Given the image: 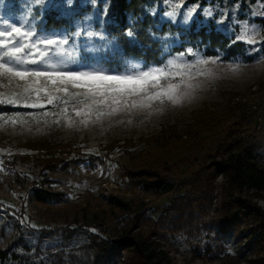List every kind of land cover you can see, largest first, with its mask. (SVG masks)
I'll list each match as a JSON object with an SVG mask.
<instances>
[{
	"label": "rangeland",
	"instance_id": "1",
	"mask_svg": "<svg viewBox=\"0 0 264 264\" xmlns=\"http://www.w3.org/2000/svg\"><path fill=\"white\" fill-rule=\"evenodd\" d=\"M176 2L183 7L175 18H170L165 13ZM51 5L64 9L69 4L66 0H45L43 5L35 6L31 0H3L0 20L18 23L27 16L37 31L69 35L81 31V64L111 72H124L132 64L156 65L123 57L114 41L96 26L98 17L94 13L76 20L73 30L39 26L38 15ZM190 8L194 11L186 18ZM154 12L184 26L193 21H212L234 40L244 26L262 31L254 44L239 40L245 44L243 55L232 60L216 56L219 60L211 66L217 69L216 77L203 80L193 99L177 106L166 103L159 108L119 111L110 117L82 122L72 110L82 105L70 106L57 117L51 114L55 109L50 106L0 104V116L20 114L24 118V122L18 119L0 127V152L15 155L12 167L30 169V162H34V170L44 179L37 184L29 176L0 178V250L8 249L36 264H78L81 257L87 263L94 239L101 241L104 237L114 244L126 232L146 238L156 251L162 252L163 264H259L263 254L254 239L260 236L264 241V232L248 215L240 218L235 230L223 231L220 227L225 177L214 164L230 153H240L264 168V0H159ZM84 31L102 33L104 39L88 40ZM93 48L100 50L92 51ZM193 52L209 58L200 51ZM185 59L191 61L194 57ZM230 64L243 67L234 74ZM22 87V81L9 85L0 80V93L5 97ZM33 112L38 119L27 115ZM45 112L49 113L47 117L41 115ZM204 117L207 126L201 133L203 145L191 147L185 132ZM173 131L176 136L169 140ZM177 138V142L173 141ZM40 141L67 144L71 153L54 151V156L62 159L63 155L64 161L45 169L41 161L46 158L47 148L37 146ZM143 166L157 168L171 179L175 190L156 194L144 190L136 177L126 175L130 167ZM210 170L212 181L207 187L210 179L204 175ZM203 177L204 188L193 186L186 191L187 197L183 196L190 181ZM34 188L39 189L44 202L35 198ZM252 193L250 190L246 195L264 212V194ZM114 199L127 211L114 205ZM136 261L133 252L125 251L113 264Z\"/></svg>",
	"mask_w": 264,
	"mask_h": 264
},
{
	"label": "trees",
	"instance_id": "2",
	"mask_svg": "<svg viewBox=\"0 0 264 264\" xmlns=\"http://www.w3.org/2000/svg\"><path fill=\"white\" fill-rule=\"evenodd\" d=\"M59 1L61 0H55V2ZM82 1L73 0L71 5L64 9L54 5L45 8L38 15L39 26L48 29L73 30L76 20L94 13L98 17L96 26L114 41L123 57L141 59L146 64L159 65L168 57L185 52L187 49L200 51L208 57L221 55L225 60L235 59L243 55L245 51V44L242 41L234 40L217 28L212 21L207 23L193 21L190 25L184 26L160 18L158 13L154 12V7L159 0H86L84 4ZM129 31L132 32L131 36L128 35ZM205 126H207L206 117L202 121H197L193 129L190 128L185 132V138L187 143L190 142L191 147L203 145L201 133ZM169 128H175V126ZM173 136H176L174 131L168 139L171 140L170 137ZM178 140L177 138L173 141ZM176 142L173 143L176 144ZM37 146L47 148L46 158L41 161L45 169L53 168L64 161L63 155H60L62 158L60 159L54 156V151L65 153V155L71 153L67 144L51 145L40 141ZM214 168L225 177V183L222 186L221 229L235 230L239 226L240 218L248 215L247 217L258 225V230L264 232V212L250 199L249 195H246L250 190L257 196L264 194V168L257 167L240 153H230L225 158H221L214 164ZM209 172L204 177L207 176L210 179L213 171ZM126 175L136 177L144 190L156 194L161 195L175 190L171 179H167L164 174L158 172L157 168L130 167ZM204 177L190 181L185 192L191 191L193 186L196 187L195 189L204 188L202 185L205 183ZM30 180L38 184L44 179L41 177L38 180ZM211 181L210 179L207 187L211 186ZM34 189L35 198L39 202H44L45 199L39 193V189ZM185 192L183 196L187 197ZM113 203L120 210L127 211L124 204H120L117 199H114ZM123 234L114 244L104 237L101 241L94 239L92 249L90 248L91 251H89L91 260L86 263L81 257L82 262L78 264H113L125 251L134 253V258L137 259L135 264H163V258L160 256L162 252L156 251L146 238L126 232ZM254 241L263 254L258 258L259 264H264V241L260 239V236H256ZM25 259L22 255L10 252L8 249L0 250V264H36Z\"/></svg>",
	"mask_w": 264,
	"mask_h": 264
},
{
	"label": "snow or ice",
	"instance_id": "3",
	"mask_svg": "<svg viewBox=\"0 0 264 264\" xmlns=\"http://www.w3.org/2000/svg\"><path fill=\"white\" fill-rule=\"evenodd\" d=\"M66 2L71 5L72 0ZM44 3L45 0H31L35 6ZM0 6H3V0H0ZM169 7L165 15L175 18L183 5L176 2ZM193 11L188 9L186 18ZM28 12L31 13V7ZM261 31L244 26L236 39L254 44ZM81 35V31L71 35L37 31L27 16L18 23L10 19L0 20V80H6L9 85L23 82L21 89L7 97L0 93V104L26 108L50 106L55 109L51 114L57 117L70 106L82 105V108L73 107L72 110L77 117L82 118V122H86L92 118L110 117L119 111L159 108L166 103L171 106L180 105L193 99L203 80L216 77L217 69L211 66L216 65L219 58H203L192 49L178 53L159 65L144 67L132 64L124 72H111L102 67L81 64L78 60V40ZM83 35L88 40L93 37L104 39L102 33L93 31H84ZM128 35L131 36L132 32L129 31ZM189 55L194 59H185ZM228 67L232 73L238 74L243 65L230 64ZM27 115L34 120L38 119L35 112ZM41 115L47 117L49 113ZM18 119L24 122L20 114L14 117L0 116V127L6 123H15ZM55 122L58 123V119Z\"/></svg>",
	"mask_w": 264,
	"mask_h": 264
},
{
	"label": "built area",
	"instance_id": "4",
	"mask_svg": "<svg viewBox=\"0 0 264 264\" xmlns=\"http://www.w3.org/2000/svg\"><path fill=\"white\" fill-rule=\"evenodd\" d=\"M264 102V95H263ZM253 109H257L253 105ZM14 154L5 150V155H0V178H13V177H32L38 180L40 175L34 170V162H30V169H22V167H9V160L14 158Z\"/></svg>",
	"mask_w": 264,
	"mask_h": 264
},
{
	"label": "bare ground",
	"instance_id": "5",
	"mask_svg": "<svg viewBox=\"0 0 264 264\" xmlns=\"http://www.w3.org/2000/svg\"><path fill=\"white\" fill-rule=\"evenodd\" d=\"M0 155H5V153L4 152H0ZM14 159V158H13ZM13 159H11V160H9V167H12L11 165H12V163H13ZM37 159V158H36ZM29 164V163H28Z\"/></svg>",
	"mask_w": 264,
	"mask_h": 264
}]
</instances>
